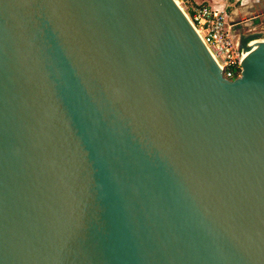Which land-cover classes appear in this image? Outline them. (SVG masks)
Instances as JSON below:
<instances>
[{
  "label": "water",
  "instance_id": "water-1",
  "mask_svg": "<svg viewBox=\"0 0 264 264\" xmlns=\"http://www.w3.org/2000/svg\"><path fill=\"white\" fill-rule=\"evenodd\" d=\"M237 54L174 0H0V264H264V35Z\"/></svg>",
  "mask_w": 264,
  "mask_h": 264
},
{
  "label": "built area",
  "instance_id": "built-area-1",
  "mask_svg": "<svg viewBox=\"0 0 264 264\" xmlns=\"http://www.w3.org/2000/svg\"><path fill=\"white\" fill-rule=\"evenodd\" d=\"M186 18L216 64L221 77L224 80L232 81L230 68H237L240 74L242 60L238 58V44L230 34V26L227 24L225 16L201 5L192 8L191 15H187Z\"/></svg>",
  "mask_w": 264,
  "mask_h": 264
},
{
  "label": "crops",
  "instance_id": "crops-1",
  "mask_svg": "<svg viewBox=\"0 0 264 264\" xmlns=\"http://www.w3.org/2000/svg\"><path fill=\"white\" fill-rule=\"evenodd\" d=\"M192 2L193 6H207L212 10L222 13L225 16L227 24L230 26L232 38L235 37L232 28L241 24L242 21L247 25L250 22L255 23L253 19H256V17L264 19V0H192ZM246 19L250 20L246 21ZM237 44L239 43L237 42Z\"/></svg>",
  "mask_w": 264,
  "mask_h": 264
},
{
  "label": "rangeland",
  "instance_id": "rangeland-1",
  "mask_svg": "<svg viewBox=\"0 0 264 264\" xmlns=\"http://www.w3.org/2000/svg\"><path fill=\"white\" fill-rule=\"evenodd\" d=\"M178 7L181 9V11L187 16L186 10H191L193 7L192 0H187L185 2H181L180 0H174ZM228 12V10H226ZM227 15V13H225ZM261 17H256V19H253L255 23H248L247 25L243 21L241 24L235 26L232 28V31L235 34L233 37V40L235 42H240L242 39L252 36V35H264V19ZM245 24V25H244ZM235 38V39H234ZM241 70V68H240Z\"/></svg>",
  "mask_w": 264,
  "mask_h": 264
},
{
  "label": "trees",
  "instance_id": "trees-1",
  "mask_svg": "<svg viewBox=\"0 0 264 264\" xmlns=\"http://www.w3.org/2000/svg\"><path fill=\"white\" fill-rule=\"evenodd\" d=\"M181 2H185L187 0H180ZM197 6H201V5H194L193 7H197ZM187 15H191V10H186ZM231 72H232V79H236L237 75H239V70L237 68H230Z\"/></svg>",
  "mask_w": 264,
  "mask_h": 264
},
{
  "label": "bare ground",
  "instance_id": "bare-ground-1",
  "mask_svg": "<svg viewBox=\"0 0 264 264\" xmlns=\"http://www.w3.org/2000/svg\"><path fill=\"white\" fill-rule=\"evenodd\" d=\"M174 2H175V1H174ZM175 4H176V6L178 7V5H177L176 2H175ZM178 8H179V7H178ZM245 60H246V59H245ZM245 60H242V61H241V64H242V65L244 64V61H245Z\"/></svg>",
  "mask_w": 264,
  "mask_h": 264
}]
</instances>
